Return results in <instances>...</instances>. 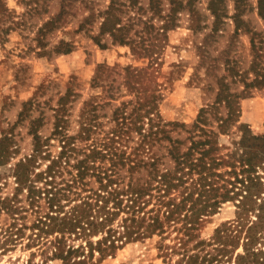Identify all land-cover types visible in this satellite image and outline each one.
I'll return each instance as SVG.
<instances>
[{"label":"rangeland","instance_id":"obj_1","mask_svg":"<svg viewBox=\"0 0 264 264\" xmlns=\"http://www.w3.org/2000/svg\"><path fill=\"white\" fill-rule=\"evenodd\" d=\"M116 25L122 32H115ZM155 94L161 117L152 114L155 122L168 123L162 124V136L183 140L182 149L191 138H210L216 154L228 158L225 152L235 153L241 127L263 133L264 0L262 8L260 0H0L3 177L34 153L39 137L44 149L57 155L61 135L56 125L61 121L66 133H78L91 104L99 102L101 127L93 133L95 140L77 138L80 147L106 135L115 124L113 111L124 102L130 101V112ZM149 122L144 116V127ZM133 135L128 150L139 144L138 132ZM171 144L168 138L152 142L153 154L169 163ZM262 158L255 174L264 196ZM38 160L42 168L49 162L43 155ZM229 168H220L219 182L235 178L226 172ZM14 180L10 176L0 192H12ZM237 209L227 201L204 215L200 234L211 237L222 222L236 217ZM259 212L250 211L249 219L257 220ZM257 229L264 248V221ZM27 240L6 251L0 248V264H66L51 249L24 245ZM81 241L86 242L68 240ZM161 241L172 242L155 234L106 256L95 252L78 264H169L158 247Z\"/></svg>","mask_w":264,"mask_h":264},{"label":"trees","instance_id":"obj_2","mask_svg":"<svg viewBox=\"0 0 264 264\" xmlns=\"http://www.w3.org/2000/svg\"><path fill=\"white\" fill-rule=\"evenodd\" d=\"M117 25L115 32H122ZM98 103L91 104L78 133H66L61 121L56 125L61 135L57 155L51 156L39 137L31 156L12 166L6 177L0 172V190L10 184V176L16 184L12 192H0L3 251L27 237L24 245H39L43 252L51 249L55 258L78 264L95 252L106 256L127 242L159 234L172 241L158 245L169 264H264L263 233L257 229L264 221V196L255 174L263 161L264 132L241 127L235 153L225 152L228 158L216 154L210 138H191L192 144L182 149L183 140L162 136L168 123L155 122L152 114L161 118L155 94L147 102L138 101L130 112V101L124 102L113 111L115 124L106 135L80 147L77 138L95 140L93 133L101 127ZM144 116L150 121L147 128ZM133 131L139 134V144L128 150ZM165 138L172 142L171 164L152 151V142ZM1 142L0 149L6 150L7 144ZM40 155L49 160L45 168ZM3 160L0 166L6 164ZM222 166H229L226 172L235 178L219 182ZM227 201L237 205L236 217L222 222L211 237H203L199 229L204 215ZM254 210L260 211V221L249 219ZM80 238L86 242H68ZM174 254L179 257L174 259ZM81 255L85 259L73 261Z\"/></svg>","mask_w":264,"mask_h":264}]
</instances>
